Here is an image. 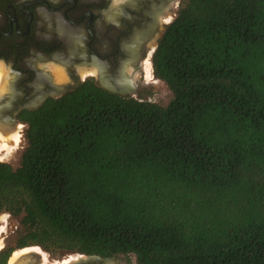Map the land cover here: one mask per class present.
Masks as SVG:
<instances>
[{
  "label": "trees",
  "instance_id": "16d2710c",
  "mask_svg": "<svg viewBox=\"0 0 264 264\" xmlns=\"http://www.w3.org/2000/svg\"><path fill=\"white\" fill-rule=\"evenodd\" d=\"M164 106L90 80L19 114L10 252L264 264V0H184L151 57ZM11 255V254H10Z\"/></svg>",
  "mask_w": 264,
  "mask_h": 264
},
{
  "label": "flooded vegetation",
  "instance_id": "af4514ba",
  "mask_svg": "<svg viewBox=\"0 0 264 264\" xmlns=\"http://www.w3.org/2000/svg\"><path fill=\"white\" fill-rule=\"evenodd\" d=\"M173 3L0 0V71L7 80L0 93V128H18L20 134L25 127L18 117L21 112L85 80L107 92L144 100L145 87L152 82L148 78H154L150 57L175 16ZM54 67L63 70V82H54ZM43 252L50 262L49 253ZM27 253L29 259L20 264H39L40 254Z\"/></svg>",
  "mask_w": 264,
  "mask_h": 264
},
{
  "label": "rangeland",
  "instance_id": "374dc122",
  "mask_svg": "<svg viewBox=\"0 0 264 264\" xmlns=\"http://www.w3.org/2000/svg\"><path fill=\"white\" fill-rule=\"evenodd\" d=\"M183 1L184 0H177V1L174 0V3L172 4V6L176 5L178 2L177 7H175V14H176L177 9L179 8V6L182 4ZM168 20H171V18H169ZM57 70H60L61 72L63 71L59 67L58 68L54 67V69L51 72L52 78H53L54 82H56V83L63 82L65 80V74H64V72H63L64 76L61 74V77H60V79L62 78L61 80H56L55 73ZM4 74H5V72H4ZM148 79L152 80V82L151 83L149 82L148 85L145 87L146 92L144 94L145 96L143 97V99L150 101V102H153L159 106H164L171 97L170 91L167 89V87L165 86V84L162 81H160L156 78H153L152 76H150ZM6 82H7V80L5 79L4 83L6 84ZM24 128L25 127H22V131H24ZM18 131H19V129H18ZM20 134H22L21 138H20L21 141L19 140V142L15 145V143L13 141L8 140V144L11 146V148L0 151V162L8 163L12 167H15L18 164L20 154H21V152L25 146V140L23 137V132H20ZM0 229H2V231L0 232V244H2L3 246L11 245L15 233L19 229L18 218L10 216L7 213H1L0 214ZM32 247H36V246H31V247L27 248V249H31V250H27L26 252L23 253V257H22L21 262L27 261L29 259V256L27 253L29 251H33V252L40 254L41 258H40L39 264H65L67 261L77 258L76 256L74 257L72 255L66 256L67 253H65L61 256H52L49 254V258L51 260L49 259L50 262H48L47 258H46V254L43 252L44 251L43 249L40 250V248L37 247L39 250L37 249L38 251H36V250H32ZM23 248H25V247L18 248L15 250H20ZM15 250H13V251H15ZM13 251H12V253H13ZM10 256H9V258H10ZM112 257L114 258V264H135V255L132 253H129L126 255H116V256H112ZM7 263L9 264V259H8Z\"/></svg>",
  "mask_w": 264,
  "mask_h": 264
},
{
  "label": "bare ground",
  "instance_id": "6f19581e",
  "mask_svg": "<svg viewBox=\"0 0 264 264\" xmlns=\"http://www.w3.org/2000/svg\"><path fill=\"white\" fill-rule=\"evenodd\" d=\"M150 69L151 68H150L149 64L146 65V68H145V74H146L145 76H146V78H148L150 76L149 75L150 74ZM61 74L63 75V71L62 72L60 70H57L56 71V73H55L56 80H61L62 79V78L60 79ZM4 86L5 85H4V80H3V74L0 71V93H2L4 91V89H5ZM8 140L13 141L15 143V145L19 142V140H20V134H19L18 128H16V129H3V130L0 128V151L11 148V146L8 144ZM1 231L2 230H0V232ZM1 247H2V244H0V249H1ZM27 248L28 247H25V248L20 249V250L13 251V253L11 254V256L9 258V264H20L19 262H21V260H22L23 253L26 252L27 250H31V249H27ZM37 249H38L37 247H32V250L38 251L39 249L38 250ZM73 260H75V259L69 260L65 264H74V263H72ZM79 262H80V260L77 261V263H79ZM98 264H114V262L104 261L103 263L99 262Z\"/></svg>",
  "mask_w": 264,
  "mask_h": 264
},
{
  "label": "water",
  "instance_id": "95a60500",
  "mask_svg": "<svg viewBox=\"0 0 264 264\" xmlns=\"http://www.w3.org/2000/svg\"><path fill=\"white\" fill-rule=\"evenodd\" d=\"M32 246H36V245H32ZM29 247H31V246H29ZM36 247L39 248V246H36ZM11 253H12V251H11ZM68 255L77 256V258L75 260H73V262H72L74 264H91V263L98 264L99 262L103 263L104 261L114 262L113 257H99L97 255H84V254H79V253L67 254L66 256H68ZM78 260H80L79 263H77ZM7 261H8V259H7ZM6 264H7V262H6Z\"/></svg>",
  "mask_w": 264,
  "mask_h": 264
},
{
  "label": "snow or ice",
  "instance_id": "6c2138e0",
  "mask_svg": "<svg viewBox=\"0 0 264 264\" xmlns=\"http://www.w3.org/2000/svg\"><path fill=\"white\" fill-rule=\"evenodd\" d=\"M0 230H2V229H0Z\"/></svg>",
  "mask_w": 264,
  "mask_h": 264
}]
</instances>
